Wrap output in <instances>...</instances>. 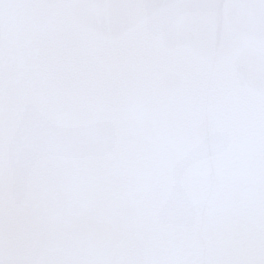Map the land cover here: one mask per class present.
<instances>
[{
  "label": "snow or ice",
  "instance_id": "snow-or-ice-1",
  "mask_svg": "<svg viewBox=\"0 0 264 264\" xmlns=\"http://www.w3.org/2000/svg\"><path fill=\"white\" fill-rule=\"evenodd\" d=\"M0 264H264V0H0Z\"/></svg>",
  "mask_w": 264,
  "mask_h": 264
}]
</instances>
